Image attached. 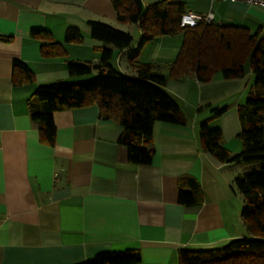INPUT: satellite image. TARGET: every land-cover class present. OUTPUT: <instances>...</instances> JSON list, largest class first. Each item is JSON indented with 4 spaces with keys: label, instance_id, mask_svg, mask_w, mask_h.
<instances>
[{
    "label": "crops",
    "instance_id": "obj_1",
    "mask_svg": "<svg viewBox=\"0 0 264 264\" xmlns=\"http://www.w3.org/2000/svg\"><path fill=\"white\" fill-rule=\"evenodd\" d=\"M141 1L143 7L167 1L182 4L185 12H211L218 25L264 35L261 7L210 0ZM90 22L131 35L132 46L114 51L109 62L129 77L135 76L129 63L133 57L157 64L167 76L166 64L180 50L182 40L176 36L138 48L141 30L119 24L111 0H0V264H80L102 252L126 250L139 253L136 264H177L179 251L217 250L244 236V202L234 180L245 168L219 163L205 152L199 128L207 123L220 129L222 145L232 155L240 152L237 107L253 84L249 66L241 79L215 75L200 83L190 73L169 77L164 90L179 105L185 124H154L151 141L140 143L153 153L148 166L127 161L119 143L123 128L100 119L95 104L54 113L53 144L42 139L28 103L38 86L89 78L69 77L66 66L98 63L102 43L90 37ZM69 28L77 29L82 39L65 42ZM15 60L28 67L31 82L17 83ZM223 107L224 113L212 116L213 109ZM182 178L198 186L194 205L178 202L180 189L192 192Z\"/></svg>",
    "mask_w": 264,
    "mask_h": 264
},
{
    "label": "trees",
    "instance_id": "obj_2",
    "mask_svg": "<svg viewBox=\"0 0 264 264\" xmlns=\"http://www.w3.org/2000/svg\"><path fill=\"white\" fill-rule=\"evenodd\" d=\"M111 3L119 24L138 25L142 33L138 48L160 37L180 35L182 41L176 59L166 64L165 76L158 72L157 64L140 63L133 57L129 63L135 76H126L109 62L114 51L132 46L131 35L106 24L90 22V37L102 43L98 63L69 62L66 66L69 77L89 79L38 86L28 103L30 118L38 124L42 139L53 144L54 113L95 104L100 119L113 120L123 128L119 143L126 148L127 161L148 166L153 153L140 143L151 141L154 124H185L179 105L164 90L168 78H181L190 73L200 83L211 81L215 75L224 80L241 79L248 65L253 84L244 103L237 107L241 125L240 152L232 155L222 145L220 129L210 128L207 123L199 128L203 150L219 163L258 166L257 171L243 173L234 180L235 189L244 202L240 218L245 235L217 250L179 251L177 264H264V35L261 30L251 33L243 27L214 22L180 28V19L185 13L182 4L161 1L143 7L141 0H111ZM81 39V33L74 28H69L64 36L68 43ZM12 66L13 71H20L17 83L32 81V73L24 63L15 60ZM92 73L95 75L91 76ZM225 111V107L213 109L212 116L219 117ZM182 182L189 184L192 192L180 189L178 202L185 206L196 204V182L190 178H182ZM139 261L137 251L126 250L102 252L80 264H136Z\"/></svg>",
    "mask_w": 264,
    "mask_h": 264
},
{
    "label": "built area",
    "instance_id": "obj_3",
    "mask_svg": "<svg viewBox=\"0 0 264 264\" xmlns=\"http://www.w3.org/2000/svg\"><path fill=\"white\" fill-rule=\"evenodd\" d=\"M218 2H238L249 6H257L264 8V0H210ZM214 22L213 15L208 12L205 15L196 14L192 12H185L180 19V28H193L200 23L211 24Z\"/></svg>",
    "mask_w": 264,
    "mask_h": 264
},
{
    "label": "rangeland",
    "instance_id": "obj_4",
    "mask_svg": "<svg viewBox=\"0 0 264 264\" xmlns=\"http://www.w3.org/2000/svg\"><path fill=\"white\" fill-rule=\"evenodd\" d=\"M176 38L180 40L181 36L180 35H177ZM247 66L248 65H246V69L248 68ZM93 75H95V73H93ZM87 79H89V78H86L85 80H87ZM209 127L212 128L211 126H209ZM238 166H239L238 168H240V169L245 168V172L244 173H247V172H250V171H253V170L254 171H257V169H258V166L255 165L254 163H248V164L246 163V164L238 165Z\"/></svg>",
    "mask_w": 264,
    "mask_h": 264
}]
</instances>
